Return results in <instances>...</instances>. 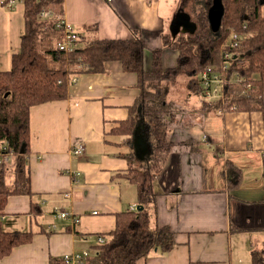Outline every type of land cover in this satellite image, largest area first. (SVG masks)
<instances>
[{
	"label": "crops",
	"instance_id": "1",
	"mask_svg": "<svg viewBox=\"0 0 264 264\" xmlns=\"http://www.w3.org/2000/svg\"><path fill=\"white\" fill-rule=\"evenodd\" d=\"M168 2L63 0L60 15L78 32L81 47L96 39H132L136 31L147 43L146 69L156 48L163 49L169 68L177 54L164 47L166 21L184 9L181 3L174 13ZM24 33V2L13 9L0 5L1 71L11 70ZM105 70L75 76L67 99L30 110L32 194L11 196L2 223L5 231H31L33 237L0 264H61L66 254L84 251L91 257L98 237L106 239L115 229L116 214L137 207L136 186L119 174L128 171L129 155L137 164L149 161V130L142 118L130 142L111 130L136 111L138 75L120 62L106 63ZM196 99L183 106L186 112L170 132L174 148L154 184V219L174 233V248L154 249L137 264H253L254 251L264 250V110L209 111ZM78 142L85 151L75 156ZM140 143L143 159L136 153ZM228 163L240 172L236 186L230 184ZM13 181L10 174L7 183ZM32 203L40 215L32 214Z\"/></svg>",
	"mask_w": 264,
	"mask_h": 264
},
{
	"label": "trees",
	"instance_id": "2",
	"mask_svg": "<svg viewBox=\"0 0 264 264\" xmlns=\"http://www.w3.org/2000/svg\"><path fill=\"white\" fill-rule=\"evenodd\" d=\"M21 1L25 5L21 51L13 56L11 70H0V153H12L11 163L0 164V260L10 255L15 247L30 243L33 237L31 231H5L2 223L11 196L32 194L30 110L67 99L75 76L105 73L108 62H120L124 71L136 73L140 89L135 113L119 122L111 132L126 136V141L130 142L137 118H143L149 130L152 154L147 163L141 164H137L132 155L127 156L129 169L119 176L136 186L137 210L116 214L115 229L107 234L104 244L94 247L95 253L88 258L87 264H137L154 249L170 252L174 248V233L168 226L156 224L152 210L157 196L155 181L175 144L170 139V132L180 124L178 116L186 112L183 106L190 105L188 103L196 96L209 111L264 110V0H222L225 14L217 34L210 28L207 7L200 8L195 0H188L185 6L182 1L183 9L192 5L186 14L196 25L185 34H163L164 47L177 54L176 64L166 68L163 49L156 48L152 52L149 70L145 67L147 43L136 31L132 39H96L73 53H64L56 47L61 33L55 28V20L40 17L43 10L61 14L63 0ZM232 30L242 37L232 50L226 76L229 79L239 76L245 82L228 84L225 100L207 103L200 74L208 66H222L223 52ZM182 81L187 88L185 96L182 95L186 103L179 105L169 95ZM248 83L251 87L247 90ZM174 97L181 99L178 95ZM190 144L186 142V145ZM227 172L230 184L236 186L240 179L239 170L228 163ZM10 174L14 178L11 185L7 183ZM31 212L40 215L41 208L32 203ZM57 262L65 264L63 259ZM253 264H264V250L254 251Z\"/></svg>",
	"mask_w": 264,
	"mask_h": 264
},
{
	"label": "built area",
	"instance_id": "3",
	"mask_svg": "<svg viewBox=\"0 0 264 264\" xmlns=\"http://www.w3.org/2000/svg\"><path fill=\"white\" fill-rule=\"evenodd\" d=\"M20 0H0V5L8 9H13ZM111 1V0H108ZM42 19L55 20V28L60 31L61 38L57 42V49L64 53H73L80 47V37L73 25L62 15L54 13L52 10H43L40 14ZM242 35L236 30H232L229 42L225 46L223 52V64L220 68L208 66L201 74L200 79L204 87V96L207 102H219L226 99L225 89L228 84H241L245 82L244 78L237 76L235 79H229L226 74L230 69L232 50L239 45ZM246 36L243 35V38ZM251 84L248 83L246 89H250ZM245 89V91H246ZM6 150V148H4ZM85 151L83 142H78L72 149L71 153L75 156L82 155ZM12 158V153L6 151L0 153V164L9 162ZM137 207H132L131 211H136ZM68 213L61 212L60 217L65 219ZM78 222V220H75ZM98 244L106 242L105 237H98ZM90 257L89 251H84L81 254H66L63 257L65 264H87Z\"/></svg>",
	"mask_w": 264,
	"mask_h": 264
},
{
	"label": "water",
	"instance_id": "4",
	"mask_svg": "<svg viewBox=\"0 0 264 264\" xmlns=\"http://www.w3.org/2000/svg\"><path fill=\"white\" fill-rule=\"evenodd\" d=\"M225 14L224 4L222 0H212L211 7L208 10V20L210 28L213 33H218L221 29L222 20ZM195 23L191 21L190 17L186 13H179L171 23V33L178 35L180 33L191 32ZM143 119V118H142ZM138 126H136L134 133H136ZM139 140L135 141V148L138 146ZM141 147L136 151L137 158H144V143H140ZM137 149V148H136Z\"/></svg>",
	"mask_w": 264,
	"mask_h": 264
},
{
	"label": "rangeland",
	"instance_id": "5",
	"mask_svg": "<svg viewBox=\"0 0 264 264\" xmlns=\"http://www.w3.org/2000/svg\"><path fill=\"white\" fill-rule=\"evenodd\" d=\"M182 1H184L183 4L185 3V6L188 5V0H176V1L175 0H169L168 3L172 2L173 6H175L173 8L174 9V13H175V10L177 9V7H179L181 5ZM208 1L209 0H195V2H197L198 6H200V8H203V9H206L205 7H206V3ZM191 7H192V5H190L189 7L185 8L184 10H181V12L182 13H189L191 11ZM172 21H173V18H172V20L168 19L166 21V25H167L166 32H168V33L171 32V23H172ZM191 21H193V20L191 19ZM182 34H185V33H182ZM169 54H171V53H169ZM183 83H184V81L180 82V85L178 84L177 86H174L173 89L171 90L170 95H169V98L172 99V97H173L178 102L179 105H181L182 103H184V104L186 103L184 99L182 100V95L185 96V94L187 93V91H186L187 88H185V85L184 86L182 85ZM175 95H178L179 97H181V99L180 98L177 99V97L175 98L174 97ZM196 98L199 99V97H197V96H196Z\"/></svg>",
	"mask_w": 264,
	"mask_h": 264
},
{
	"label": "flooded vegetation",
	"instance_id": "6",
	"mask_svg": "<svg viewBox=\"0 0 264 264\" xmlns=\"http://www.w3.org/2000/svg\"><path fill=\"white\" fill-rule=\"evenodd\" d=\"M182 13V12H181Z\"/></svg>",
	"mask_w": 264,
	"mask_h": 264
}]
</instances>
